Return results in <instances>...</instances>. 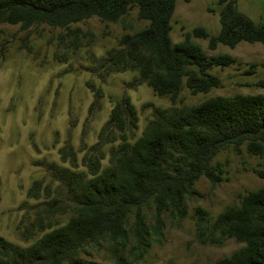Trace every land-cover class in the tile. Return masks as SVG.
I'll list each match as a JSON object with an SVG mask.
<instances>
[{
    "label": "rangeland",
    "instance_id": "374dc122",
    "mask_svg": "<svg viewBox=\"0 0 264 264\" xmlns=\"http://www.w3.org/2000/svg\"><path fill=\"white\" fill-rule=\"evenodd\" d=\"M225 1L230 0H177L173 43L198 27L210 36L218 34ZM234 1L241 12L264 26V0ZM146 26L137 8L118 22L92 17L68 28L0 24V236L10 243L31 247L77 215L72 197L51 166L89 177L92 162L98 160L101 171L110 167L113 152L123 143L122 134L103 129L123 97L131 99L137 113L136 125L125 131L132 145L143 136L155 109L192 107L217 96L264 94L258 85L264 79L261 43L210 49L208 38L192 37L208 58L234 59L230 65L208 70L220 80V86L208 93L193 95L184 85L175 99L159 96L138 72L110 71L104 61L108 52L119 48L123 35ZM96 89L101 90L100 99ZM212 164L221 165L222 181L213 186L200 178L194 185L197 194L186 200L183 219L165 212L160 234L153 233L144 244L132 237L117 255L107 242L88 245L81 258L96 264H218L243 248V243L222 236L215 222L225 210L239 206L248 192L264 189L260 175L264 158L250 155L246 145L241 152L229 146ZM146 213L147 224H154L153 208Z\"/></svg>",
    "mask_w": 264,
    "mask_h": 264
},
{
    "label": "trees",
    "instance_id": "16d2710c",
    "mask_svg": "<svg viewBox=\"0 0 264 264\" xmlns=\"http://www.w3.org/2000/svg\"><path fill=\"white\" fill-rule=\"evenodd\" d=\"M225 2L218 34L210 36L198 27L177 44L171 38L177 0H0V24L68 28L92 17L118 22L137 8L147 26L123 35L119 48L104 59L106 66L110 71L138 72L157 95L175 99L184 85L193 95L219 87V78L208 70L234 62L229 55L208 58L192 37L208 38L210 49L219 44L234 48L241 42L264 45V26L241 12L234 0ZM258 85L264 88V79ZM95 94L96 99L102 97L100 89ZM136 121L131 99L117 101L103 131L117 129L123 143L103 171L98 160L90 164V177L51 166L77 215L28 248L0 236V264H96L81 258L86 246L107 242L117 255L132 237L144 244L153 233L160 234L165 212L183 219L186 200L197 194L194 185L200 178L213 186L222 181L221 165L212 164L222 150L233 146L241 152L246 145L250 155L264 158V94L217 96L192 107L155 109L143 136L131 145L125 131ZM152 208L154 224H147L146 209ZM215 228L244 244L218 264H264V189L248 192L239 206L221 213Z\"/></svg>",
    "mask_w": 264,
    "mask_h": 264
}]
</instances>
